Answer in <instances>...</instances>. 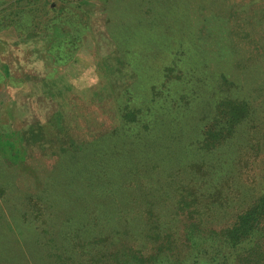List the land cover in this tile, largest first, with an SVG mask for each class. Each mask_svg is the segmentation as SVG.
Returning a JSON list of instances; mask_svg holds the SVG:
<instances>
[{
    "label": "trees",
    "instance_id": "obj_1",
    "mask_svg": "<svg viewBox=\"0 0 264 264\" xmlns=\"http://www.w3.org/2000/svg\"><path fill=\"white\" fill-rule=\"evenodd\" d=\"M13 1L0 0V81H19L27 91H19L15 98L9 95L12 101H0V130L11 131L3 132L6 138L0 139L10 148L8 159L28 172V180L20 185L22 196H14L17 202L3 197L0 186V264H232L235 256L249 251V264H264V192L234 213L227 209L231 192L225 188L230 162L226 160L223 167V159L218 158V179H223L218 186L207 181L217 169L209 158L220 152L216 147L231 143L248 104L223 97L217 90L210 98L209 87L194 95L190 93L193 79L186 82V91L184 75L190 73L184 74L177 64L159 68L146 60L141 74L130 78L133 87L119 89L128 98L117 104L118 117L110 128L97 135L68 136L71 147L60 148L54 168L45 175L36 176V168L22 165L33 159L26 154L36 143L31 136L45 133L61 142L62 131L74 126L58 102L60 97L76 99L80 91L67 77L77 79L81 66L68 63L90 42H94L92 51L97 50L94 38L86 37L75 46L82 28L78 30L68 17L50 15V0H28L38 2L36 9L28 7L27 0ZM151 1L134 0L129 13L126 5L122 8V16L132 13L137 21L128 20L124 29L121 23L119 28L111 27L108 39L118 52L142 41L135 40V31L163 33L159 10ZM247 5L254 8L253 3ZM62 24L71 34L57 37L54 30ZM167 26L174 33L176 28ZM65 41L76 52L58 57L54 48ZM195 47L186 46L190 52ZM10 57L16 58L21 74L11 70ZM133 59L126 58L130 68ZM60 62L67 64L63 74ZM213 75L216 81L219 75L215 71ZM30 77L43 83L36 94L30 92ZM203 97L217 115H192L185 124L181 113L192 111V105L197 104L192 114L208 108ZM26 99L33 102L27 104ZM191 123L194 130L196 125L202 130L201 136L185 143H193L195 149L202 141L208 162L204 158L185 161L182 131Z\"/></svg>",
    "mask_w": 264,
    "mask_h": 264
},
{
    "label": "rangeland",
    "instance_id": "obj_2",
    "mask_svg": "<svg viewBox=\"0 0 264 264\" xmlns=\"http://www.w3.org/2000/svg\"><path fill=\"white\" fill-rule=\"evenodd\" d=\"M133 1H49L50 15H57L62 20L68 17L77 29L82 28L76 37L78 40L75 42V39L72 38L75 46L86 37L89 41L94 38L97 51H92L94 42H90V46L81 48L76 56L73 55L75 56L73 61L68 63V66L71 67L81 66L77 71V79L70 80L69 76H66L68 82L80 91L77 92L76 99L69 96V100H65L60 97L58 102L62 107L61 110H64L66 118L72 120L75 127L72 126L67 129L68 131H62L63 141L61 142L57 138L45 135V133L31 136L30 140L36 143L31 145L32 150L31 147L26 149L28 151L26 154L33 159L26 160L22 165L27 163L31 168H36V176H40V173L45 175L54 168L60 148L71 147L70 141H66L69 140L68 136H74L80 132L85 136L97 135L110 128L111 122L116 121L118 117L116 115L117 104L128 98L125 91H119V89H123L125 86L129 87L127 89L133 87L134 79L130 78L133 74H136V77L141 74L142 66L147 64L146 60L155 63L159 68L177 64L176 66L185 70L184 74L190 73L184 75L186 76L184 84L186 91L188 90L186 82L193 79L190 93L194 95H197L198 92L201 95L208 91L211 98L214 97L215 90H217L222 93L220 95H224L223 97L227 96L238 101L246 100L248 104L245 119L234 131L235 136L231 138V143H228L227 146L216 147L220 152L211 158L202 154L205 152L200 145L202 141L195 146V149L193 143L188 146L185 143V140L190 141L193 136L196 138L201 136L202 130L197 125L195 126L196 131L192 127V123L188 127L185 125L182 131L184 142L179 143L187 164L197 158H204L206 162H208L207 158L213 159L217 169L215 176L208 178L207 181L215 185L214 188L223 180L222 178L218 179V158L223 159V167L226 160L230 162L229 180L225 184V188L231 192L230 207L227 209L236 213L241 205L249 204L264 192V0H152L151 4H154V8L159 10L157 20L162 25L163 33H158L156 30L155 33L149 34L140 33L143 30L135 31V40L141 39L142 41L135 43L133 48L118 52L109 41L108 32L112 26L119 28L120 23L121 29H124L130 19L132 23L137 21L136 18L131 17L132 13L121 15L125 5L128 13L132 11ZM12 2L14 1L12 0ZM249 3H253L254 8L249 7L247 5ZM25 4L34 9L39 7L37 1L30 4L27 0ZM61 8H63V12L60 14ZM136 10L138 9L136 8ZM184 15H188V17ZM167 23L176 28L174 33L170 31ZM54 32L57 37L71 34L69 27L63 24L62 27L57 26ZM187 45L189 47L195 45L196 50L190 52L186 48ZM172 46L175 47L173 51L171 50ZM75 48L65 41L62 47L56 46L54 50L56 49L59 57L73 51L76 52ZM181 48H184V51ZM11 53L15 54L16 52ZM127 57L134 58L131 68L126 65L127 61H130H126ZM16 58L18 57L16 56ZM16 58L10 57L12 63L10 66L11 70L16 71L19 75L21 73L18 72L19 63ZM59 65V72L63 74L67 64L60 62ZM15 68L17 69L15 70ZM149 68L154 69V66L151 65ZM132 69L134 73L131 72ZM214 71L219 75L216 81H212L214 75L211 78ZM223 73H225V77L221 78ZM32 77L35 78V76ZM27 79L33 81L31 94L40 91L43 85L42 81L38 78L34 80L31 77ZM21 84L19 81L4 82L1 80L0 101H12L20 93L19 91H27L26 88L20 87ZM207 87L209 90L204 91ZM193 88L196 91L192 92ZM112 89L115 90V93L112 92ZM70 94L73 95V93ZM25 102L31 104L33 101L27 102L26 99ZM204 103L208 108L202 109L201 107L200 110L192 114L197 105L194 104L192 111L187 110L181 113L182 118L186 120L185 124L188 117L192 115L210 118L214 114L217 115L211 102L208 103L204 100ZM19 121L16 123L18 124ZM87 124L90 125L86 126ZM79 125L81 128H77ZM40 129L43 130V128ZM187 130H191V133H188ZM3 132L11 134L8 129H1L0 138H6ZM4 141L0 139V186L4 188L3 197L13 198L17 202L14 196H22L23 188L20 185L28 180V172L18 168L17 164L11 163V160L8 159L10 155L7 154V150L10 151V148L2 145ZM227 150L229 154L225 156ZM221 152L223 156L220 155ZM2 172L4 174H1ZM1 207L3 211L8 210L4 204ZM219 211L217 210V215H219ZM262 240L264 237L261 238ZM258 254L259 252L255 250V256ZM249 258L250 251L248 254L243 252L233 258L232 264H249L251 263Z\"/></svg>",
    "mask_w": 264,
    "mask_h": 264
}]
</instances>
